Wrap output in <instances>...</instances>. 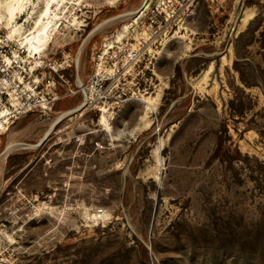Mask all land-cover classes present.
<instances>
[{
	"label": "rangeland",
	"instance_id": "obj_1",
	"mask_svg": "<svg viewBox=\"0 0 264 264\" xmlns=\"http://www.w3.org/2000/svg\"><path fill=\"white\" fill-rule=\"evenodd\" d=\"M0 264H264V0H0Z\"/></svg>",
	"mask_w": 264,
	"mask_h": 264
},
{
	"label": "bare ground",
	"instance_id": "obj_2",
	"mask_svg": "<svg viewBox=\"0 0 264 264\" xmlns=\"http://www.w3.org/2000/svg\"><path fill=\"white\" fill-rule=\"evenodd\" d=\"M42 31V30H41ZM38 33V32H37ZM41 33V32H40ZM36 33H34V35H35ZM40 36H42L41 34H37L36 36H31V37H33V39L35 38L36 40H37V38H38V40L37 41H41V40H39V38H40ZM34 39V40H35ZM40 39H42V37L40 38ZM33 42V41H32ZM31 45H32V43H31ZM30 45V48H33L32 46ZM35 47V46H34ZM33 50H34V48H33ZM31 52H32V50H31Z\"/></svg>",
	"mask_w": 264,
	"mask_h": 264
},
{
	"label": "built area",
	"instance_id": "obj_3",
	"mask_svg": "<svg viewBox=\"0 0 264 264\" xmlns=\"http://www.w3.org/2000/svg\"><path fill=\"white\" fill-rule=\"evenodd\" d=\"M155 21V19H153Z\"/></svg>",
	"mask_w": 264,
	"mask_h": 264
}]
</instances>
